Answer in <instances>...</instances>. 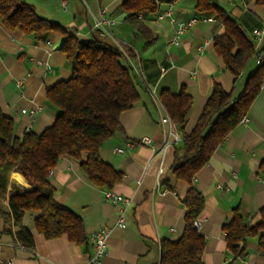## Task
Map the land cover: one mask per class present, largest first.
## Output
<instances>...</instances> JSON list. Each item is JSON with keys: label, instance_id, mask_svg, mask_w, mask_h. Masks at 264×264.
Returning <instances> with one entry per match:
<instances>
[{"label": "crops", "instance_id": "1", "mask_svg": "<svg viewBox=\"0 0 264 264\" xmlns=\"http://www.w3.org/2000/svg\"><path fill=\"white\" fill-rule=\"evenodd\" d=\"M23 1L33 4L39 16L58 23L81 41L97 34L94 22L101 17L100 8H105L104 17L114 19L112 35L100 37L122 53V64L133 72L139 99L119 115L122 131L104 141L99 156L122 174V180L111 191L130 198L131 204L123 212V227L117 226L119 206L105 200L107 189L90 182L79 159L63 155L51 169L48 182L55 200L82 220L86 241L77 244L66 236L46 239L35 228L37 213L25 212L22 223L33 235V245L27 246L16 239L17 229L11 218L0 216V259L13 264H91L90 235L110 227L103 264H158L160 241L176 239L183 230L182 198L189 184L177 179L171 170L176 156L182 153L181 143L172 142L173 134L181 136L180 130L172 121L161 122L167 112L149 90H154L159 99L162 90L183 89L191 97L185 126L189 132L214 85L235 99L247 77L260 63L264 64V57L254 66L251 61L255 55L251 56L234 75L214 45L215 37L224 34V27L214 14L196 12L197 0H174L171 11L175 18L184 21L197 17L178 44L171 42L168 18L156 19L168 8L169 0H160L156 14L141 15L136 25L124 20L123 0ZM217 1L236 20L254 52L262 51L264 0ZM256 29L262 33L254 38ZM62 41L63 35L56 31L35 40L29 33L10 30L0 23V107L14 121L17 137L25 131L41 132L57 115L46 91L71 76L70 64L60 49ZM244 116L247 121L239 122L228 133L193 179L192 185L204 198V209L197 219V229L205 240L202 264H264V253L259 249V234L264 231L259 229L247 236L245 254L234 257L222 229L235 209L252 226L259 223L264 210V82ZM143 136L150 138L149 144L138 141ZM3 174L6 186L0 192V204L8 210L10 196L31 190L32 186L14 167Z\"/></svg>", "mask_w": 264, "mask_h": 264}, {"label": "trees", "instance_id": "2", "mask_svg": "<svg viewBox=\"0 0 264 264\" xmlns=\"http://www.w3.org/2000/svg\"><path fill=\"white\" fill-rule=\"evenodd\" d=\"M159 4L160 0H123L124 20L136 25L139 15H155ZM195 9L201 15L214 14L223 25L225 32L215 37L214 45L226 68L238 75L256 52L239 31L236 20L217 0H197ZM0 23L10 30L29 33L35 40L44 39L49 31L61 33L60 49L71 67L67 80L58 81L46 91L47 100L57 109V115L41 132L25 131L17 137L14 121L0 107V192L6 186L3 172L12 167L32 186L31 190L11 195L8 210L0 207V216L11 218L17 229L16 239L27 246L33 245V235L22 223L25 212L37 213L34 225L44 238L66 236L74 243H84L82 220L55 200L48 177L59 158L67 155L79 159L90 182L100 188L111 190L122 180L120 172L101 160L99 149L108 137L122 131L119 115L139 99L133 72L122 64V53L98 33L81 41L67 34L58 23L39 16L34 5L23 0H0ZM260 52L264 57V48ZM263 82L264 64L260 63L235 99L219 85H214L189 132L185 126L191 97L183 89L160 91V102L181 133L182 153L176 156L171 170L177 179L187 182L189 188L182 198L185 213L181 235L160 241L158 264H202L205 240L196 221L204 209V198L192 185L194 176L246 114ZM222 229L230 252L234 257H242L246 237L259 229L264 231V210L259 223L252 226L235 209ZM259 249L264 253V232L259 234Z\"/></svg>", "mask_w": 264, "mask_h": 264}, {"label": "built area", "instance_id": "3", "mask_svg": "<svg viewBox=\"0 0 264 264\" xmlns=\"http://www.w3.org/2000/svg\"><path fill=\"white\" fill-rule=\"evenodd\" d=\"M156 1H159V0H156ZM173 3H174V0H169L168 1V8L165 11L156 15V19L160 20L164 17L168 18V20L171 24V27H172L171 42L173 44H178L180 36L188 28H190L191 26L194 25V23L197 20V17L194 15V16H191L190 18H188L187 20H184V21L178 20L177 18H175L172 15L171 8L173 6ZM99 12H100L101 17L94 22V28L97 30V33L99 36H103V35H110L111 36L113 33L114 26H115V21H114V19H109V18H106L103 16V14L105 13V8H100ZM140 16L141 15H139V17ZM261 33H262L261 29L254 30L253 31L254 38L259 37ZM255 59L258 63H260L263 59V53L257 52L255 55ZM149 93H150L151 97L156 102L161 104L160 99L156 96L154 90L150 89ZM22 112H24V110H22ZM31 113H32V111H31ZM246 121H247V118L245 116H242L239 122L245 123ZM161 122L162 123H166V122L171 123L169 115L165 114L161 118ZM138 141L140 143H143V144H149L150 138L147 136H143ZM180 141H181V136L179 134H176V133L173 134L172 142L177 144ZM130 145H134V144H130ZM118 151H121V149H118ZM104 198L106 201H109L112 204L119 206V213H118L116 225L119 227H123V225H124L123 212H124L125 208L131 204V199L128 197L116 194L111 190H105L104 191ZM196 226H197V221H196ZM110 232H111L110 227H103V228H100L99 230L93 232L90 235L89 240L93 246V255H92L91 260H90L91 264H103V258L107 252V239L110 235ZM0 264H13V262L10 260H1L0 259Z\"/></svg>", "mask_w": 264, "mask_h": 264}, {"label": "rangeland", "instance_id": "4", "mask_svg": "<svg viewBox=\"0 0 264 264\" xmlns=\"http://www.w3.org/2000/svg\"><path fill=\"white\" fill-rule=\"evenodd\" d=\"M251 62H253V64H252V65H254V66H255V63L257 62V61H256V59H255V57H254V59H252V61H251ZM257 63H258V62H257ZM257 63H256V64H257ZM0 207H2V205H1V204H0Z\"/></svg>", "mask_w": 264, "mask_h": 264}]
</instances>
